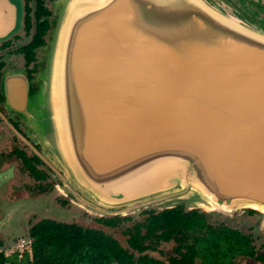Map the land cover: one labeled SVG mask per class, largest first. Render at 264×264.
Returning a JSON list of instances; mask_svg holds the SVG:
<instances>
[{"label": "water", "instance_id": "water-1", "mask_svg": "<svg viewBox=\"0 0 264 264\" xmlns=\"http://www.w3.org/2000/svg\"><path fill=\"white\" fill-rule=\"evenodd\" d=\"M56 9L35 95L47 150L92 196L83 205L264 215V0ZM21 17V0H0V40Z\"/></svg>", "mask_w": 264, "mask_h": 264}, {"label": "flooded vegetation", "instance_id": "flooded-vegetation-1", "mask_svg": "<svg viewBox=\"0 0 264 264\" xmlns=\"http://www.w3.org/2000/svg\"><path fill=\"white\" fill-rule=\"evenodd\" d=\"M57 1L21 0L20 29L0 40V232H5L10 238L17 237L20 231H26L29 236L30 228L39 220L55 221L50 218L33 219L32 209L49 214L51 201L56 208L70 203L69 197L64 195H61L63 198L51 196L50 199H42L52 190L59 191L57 182L51 181L55 171L44 159L48 148L43 137L44 100L42 96L35 95L40 86L39 75L45 65L51 29L57 17ZM35 199L42 200L30 206L24 202ZM246 212L247 215L254 213L250 209ZM250 218L254 220V216ZM65 222L82 224L78 219ZM241 234L249 239L250 254L233 257V264H237L240 258L245 264H264V227L254 223L246 234ZM118 243L134 257L144 255L153 259L155 264L183 263L184 244L178 241H157L152 246L143 241L139 249L130 248L126 240ZM164 243L173 244L167 255ZM190 260L184 264H202L196 256Z\"/></svg>", "mask_w": 264, "mask_h": 264}, {"label": "trees", "instance_id": "trees-1", "mask_svg": "<svg viewBox=\"0 0 264 264\" xmlns=\"http://www.w3.org/2000/svg\"><path fill=\"white\" fill-rule=\"evenodd\" d=\"M142 219L122 227L128 246L139 249L157 241H178L185 249L184 263L196 256L202 264H233V257L250 254L247 236L226 225H212L204 213L180 205L163 210H143ZM103 226L113 228L129 216H100ZM29 253L0 252V264H155L150 257H134L116 237L95 227L42 219L29 230ZM190 258V259H189Z\"/></svg>", "mask_w": 264, "mask_h": 264}, {"label": "rangeland", "instance_id": "rangeland-1", "mask_svg": "<svg viewBox=\"0 0 264 264\" xmlns=\"http://www.w3.org/2000/svg\"><path fill=\"white\" fill-rule=\"evenodd\" d=\"M47 165L55 171L54 176L51 177L52 182H57L56 188L58 189V193L56 190L50 191L49 194H46L42 199L48 198L50 199L51 196H55L57 198L67 196L70 199V203L65 204L62 207L56 208L53 206V203L51 200H49V214H45L43 211H33V219L35 218H50L55 221H70V220H77L79 221V224L82 223L84 225H88L91 227L98 228L100 230H103L106 233L111 234L113 237H116L118 241L122 242L125 240V236L121 234L122 227H127L131 225L133 221H138L142 219L141 211L145 210L140 208L138 211L131 212L128 214H125V216L130 217V221L123 222L121 225H118L117 227L109 228L103 226L104 219H96L94 218L100 217L91 207H86L85 203L92 204V196L87 193L86 191L82 190V188L79 186V183L74 179V175L69 172L67 166L65 163L59 158V155H56L53 152H50L47 150L46 157L44 158ZM48 167V168H49ZM49 168V169H50ZM64 195V196H61ZM38 199V201L42 200ZM52 199V198H51ZM81 200H83L85 203H83ZM37 199L35 200H26L25 203L28 204V206L32 205V203L37 202ZM175 205H180L183 209L188 210L189 207L186 203L180 202L176 203ZM161 205H155L149 210H160ZM205 215V219L208 223L212 225H226L228 227L234 228L233 226H237L238 231L241 233L246 234L248 230L250 229V225L252 224H258L260 228L264 227V215L260 214L256 210H253V215H247L246 210L244 209L240 212L233 211L230 214H222V213H216L215 211H205L203 209H196ZM47 213V212H46ZM84 214V215H83ZM89 214V215H88ZM104 217H108V215H103ZM121 216V215H120ZM250 216H254V220H251ZM93 218V219H92ZM91 219V220H90ZM81 224V225H82ZM22 228V227H21ZM19 235L16 237L15 235L10 237H7L5 232H0V250L3 251L4 255H9L13 252H16L18 255L22 253V251H27L29 253V243L31 241V238L27 235L26 231H20L18 233ZM21 234V235H20ZM172 243H164V248L166 250V255L170 253V249L172 248ZM243 258L239 259L237 261V264H245L242 262Z\"/></svg>", "mask_w": 264, "mask_h": 264}, {"label": "bare ground", "instance_id": "bare-ground-1", "mask_svg": "<svg viewBox=\"0 0 264 264\" xmlns=\"http://www.w3.org/2000/svg\"><path fill=\"white\" fill-rule=\"evenodd\" d=\"M254 207V206H253Z\"/></svg>", "mask_w": 264, "mask_h": 264}]
</instances>
